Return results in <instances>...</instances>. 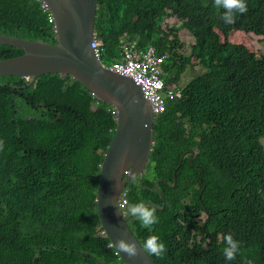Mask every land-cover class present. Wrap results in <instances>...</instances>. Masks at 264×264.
<instances>
[{
  "label": "trees",
  "instance_id": "1",
  "mask_svg": "<svg viewBox=\"0 0 264 264\" xmlns=\"http://www.w3.org/2000/svg\"><path fill=\"white\" fill-rule=\"evenodd\" d=\"M39 3L0 0V33L55 43ZM246 3L227 24L214 0H98L105 62L121 56L126 35L169 52L167 82H179L194 55L207 67L156 117L151 163L127 187L129 203L160 206L152 226L129 220L141 244L151 234L164 242L151 255L158 264H264V56L228 40L236 24L264 39V0ZM169 16L179 24L163 28ZM183 28L197 30L190 55ZM22 53L0 43V59ZM28 82L0 75V264H125L96 201L112 105L70 75ZM225 233L240 242L232 261Z\"/></svg>",
  "mask_w": 264,
  "mask_h": 264
},
{
  "label": "water",
  "instance_id": "2",
  "mask_svg": "<svg viewBox=\"0 0 264 264\" xmlns=\"http://www.w3.org/2000/svg\"><path fill=\"white\" fill-rule=\"evenodd\" d=\"M55 17L56 42L0 33V43L24 52L0 59V75L30 76L33 83L48 73L70 75L95 97L117 109V127L105 152L98 183V214L118 250L121 239L135 243L137 254L119 251L125 264H158L142 247L119 208L121 191L146 163L154 143L152 108L131 77L105 68L91 46L98 0H45ZM193 155V154H192ZM131 174L124 179V172Z\"/></svg>",
  "mask_w": 264,
  "mask_h": 264
},
{
  "label": "clouds",
  "instance_id": "3",
  "mask_svg": "<svg viewBox=\"0 0 264 264\" xmlns=\"http://www.w3.org/2000/svg\"><path fill=\"white\" fill-rule=\"evenodd\" d=\"M36 1L40 2L39 3L40 7H41V9L43 10V13L46 16L47 21L50 22V23H53V30L55 32V39H56L55 17H54V14H53L50 6L48 5V3L45 0H36ZM214 6L217 8L218 11L220 10V12L222 13L224 22L227 23V24L233 23L234 11L235 12H239V13H244V12L247 11L246 0H214ZM97 8H98V4H97ZM96 12H97V10H96ZM50 16H52V20H50ZM169 17H174V16H169ZM95 19H96V15H95ZM95 25H96V20H95ZM252 33H254V32H252ZM95 38H97L98 41L100 42L99 47H100V49L102 51V55L100 56L101 58L98 57L96 52H95V54L97 55V57H98L99 61L101 62V64L105 68H107L109 70H111L108 67V65L110 63L121 61L123 59V57H124V45L125 46L126 45L130 46L133 43H136L137 47L141 51H145V52L150 53L151 58L158 63V66L160 68V73L159 74H160L161 80L163 81V86L158 90V93H157L158 97L156 99H149V97L147 96V93H146V89L139 82H137L135 79H133L130 75H127V74H124V73H121V72H118V71L111 70L113 72L120 73L122 75H126V76L131 77L138 85H140V87H141V89H142V91L144 93V96L147 98V100H148V102L150 104V107L152 108V113H153V117H154L153 118L154 119V121H153V129H154V122H155L156 117H158L160 114H162L168 108V103L169 102H172V101H175V100H179V99H181L183 97L184 88L186 87V85L189 83V81L195 75L186 84H183V82H182V79H183L184 75L181 76V80L179 82H176L175 80L171 81V82H167L166 75L168 74V72L166 70V63H167V58L169 56V52L166 51L163 54H161V53H159V51L153 45H149L147 48H143L141 46V44L139 43V39L138 38L130 39L126 35L123 36L121 38V41H120L121 56L116 58V59H113L112 61H108V63H107V62L104 61V48L102 46V40H101V38H100V36L98 34L96 26H95V31L93 33L92 42L95 40ZM228 38H229V36H228ZM25 39H27V38H25ZM221 39L223 40L222 37H221ZM92 42H91V46L93 47ZM94 51H95V49H94ZM23 52H24V50H23ZM62 76H66V75H62ZM23 77H25L26 80L29 81L28 82L29 85L32 84V83H30V80H31L30 76H23ZM112 107H113V110H114V113H115V121H116L117 109L113 105H112ZM116 127H117V121H116ZM115 130H116V128H115ZM153 136H154V134H153ZM154 143H155V139H154ZM154 143H153V146H154ZM152 150H153V147H152ZM152 150H151V152H152ZM151 152H150V154H149V156H148V158L146 160V163L143 166V168L130 181V183H128V185L121 191V193L119 195V199H118V204H119V208L121 209V211L125 215L133 214L134 216H136L139 219V221L142 223V225H144L146 227L152 226V225H154L157 222L158 218H157V216L155 214V212H156L155 208H160V206L152 203L151 201L143 202V200L137 201V202H134V203H129L127 187L131 184V182L134 179L138 178L139 176H142L143 174H145L147 172V169H148V167H149V165L151 163V157H150ZM192 154H195V151H192ZM104 157H105V153H104ZM184 157L185 156H182V159ZM100 167H101V165H100ZM131 170H132V168L127 169L124 172V179L127 178V176L131 174ZM99 179H100V174H99ZM158 181L159 180H156V182H155L156 185L158 184ZM175 184H176V173L174 174V184L173 185H175ZM159 192L161 193V196L163 197V193L161 192L160 189H159ZM97 197H98V187H97ZM96 201H97V198H96ZM164 204H165V202L163 203V206L161 208H164ZM147 205H151L153 207L147 206ZM97 210H98V202H97ZM203 215L204 214H202V216L200 218L204 219L205 217L203 218ZM129 220H128V224H129ZM102 227H103V225H102ZM111 244H112V242H111ZM142 247L145 250V252L148 253L150 256L151 255L161 256L164 253V251H165V244L159 238V236L157 234H151V235L147 236L142 242ZM239 247H240V242L238 240L234 239V237H233V235L231 233H225L223 235L222 252H223V255H224V257H225V259L227 261H232L234 259L235 255L239 252ZM118 250L122 251L124 253H127L129 256H135L137 254V248H136L135 243L126 242L123 239H121L119 241ZM118 250H117V252H118ZM248 264H252V261L249 260Z\"/></svg>",
  "mask_w": 264,
  "mask_h": 264
},
{
  "label": "built area",
  "instance_id": "4",
  "mask_svg": "<svg viewBox=\"0 0 264 264\" xmlns=\"http://www.w3.org/2000/svg\"><path fill=\"white\" fill-rule=\"evenodd\" d=\"M50 20H52V16H50ZM92 45L98 57L101 58L102 51L97 38L92 42ZM108 67L111 70L130 75L139 82L146 89L149 99L158 97V90L163 86L158 63L151 58L150 53L141 51L136 43L130 46L124 45L123 59L110 63Z\"/></svg>",
  "mask_w": 264,
  "mask_h": 264
},
{
  "label": "rangeland",
  "instance_id": "5",
  "mask_svg": "<svg viewBox=\"0 0 264 264\" xmlns=\"http://www.w3.org/2000/svg\"><path fill=\"white\" fill-rule=\"evenodd\" d=\"M177 24H179V20L176 17H169L163 23V27L169 28L170 26ZM221 36L224 40V36L222 35V33ZM179 37L181 39V42L184 44L182 51L185 55H190L192 52V45L197 41V30L193 28H183L179 32ZM228 40L234 43L245 45L258 57L264 56L263 36L254 34L252 32H246L242 30L237 24L231 31ZM192 64L193 65L189 66L186 72L183 74V84H186L194 75L203 74L207 71V67L199 61V58L196 55L192 57ZM262 141L264 143V138ZM204 217L205 214L203 215V218Z\"/></svg>",
  "mask_w": 264,
  "mask_h": 264
},
{
  "label": "bare ground",
  "instance_id": "6",
  "mask_svg": "<svg viewBox=\"0 0 264 264\" xmlns=\"http://www.w3.org/2000/svg\"><path fill=\"white\" fill-rule=\"evenodd\" d=\"M116 248V247H115Z\"/></svg>",
  "mask_w": 264,
  "mask_h": 264
}]
</instances>
